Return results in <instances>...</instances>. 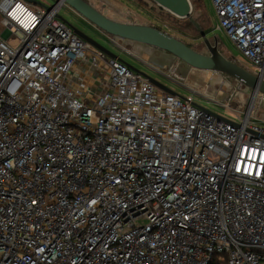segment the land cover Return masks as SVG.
Wrapping results in <instances>:
<instances>
[{
	"label": "built area",
	"instance_id": "obj_1",
	"mask_svg": "<svg viewBox=\"0 0 264 264\" xmlns=\"http://www.w3.org/2000/svg\"><path fill=\"white\" fill-rule=\"evenodd\" d=\"M212 2L264 79V0ZM65 4L0 0V264H264L256 102H221L234 121L158 88Z\"/></svg>",
	"mask_w": 264,
	"mask_h": 264
},
{
	"label": "rangeland",
	"instance_id": "obj_2",
	"mask_svg": "<svg viewBox=\"0 0 264 264\" xmlns=\"http://www.w3.org/2000/svg\"><path fill=\"white\" fill-rule=\"evenodd\" d=\"M36 1L31 2V4L44 9L56 2V0ZM88 1L111 19L124 23L157 26L161 30L190 43V46L197 51L209 54L201 33L192 23H189L187 18L177 17L153 0ZM191 2L193 4L191 15L200 24L201 28L206 30V36L211 43H217L219 50L227 58L233 59L249 72L256 73L257 70L254 69V66L236 47L225 31L218 27V18L212 0H200V2L191 0ZM59 15L75 26L85 28L99 43L140 72L159 80L183 97L192 96L196 104L231 120L240 121L244 113H237L221 102L232 99V103L238 104V106H242L244 102V104L246 103V109L251 101L252 104L256 102L254 116L260 123H264V94L262 96L261 93H258L253 99V90L234 77L215 70L194 68L168 51L155 48L146 43L112 36L84 19L68 4L60 9ZM1 34L7 37L9 32L5 31V26L0 21ZM9 44L16 47L19 44V38L11 37ZM164 66H169L173 70L170 76H168L169 71L164 72L166 75L163 73ZM174 73L184 79L179 80Z\"/></svg>",
	"mask_w": 264,
	"mask_h": 264
},
{
	"label": "water",
	"instance_id": "obj_3",
	"mask_svg": "<svg viewBox=\"0 0 264 264\" xmlns=\"http://www.w3.org/2000/svg\"><path fill=\"white\" fill-rule=\"evenodd\" d=\"M30 2H37L36 0H27ZM57 1V0H56ZM159 6L167 9L172 14L181 18H189L195 25V27L201 33L204 42L207 45L209 54H204L180 38L161 30L160 28L152 25L145 24H132L119 22L106 16L102 11L95 8L88 0H66V3L71 6L77 13H79L84 19L95 25L96 27L104 30L112 36H119L120 38L129 39L141 43L149 44L155 48L162 49L170 52L178 59L189 64L190 66L203 69V70H215L217 72L224 73L228 76L234 77L246 87H250L255 93L264 94V79L249 72L244 66L240 65L236 61L227 58L218 48V44H212L210 39L206 36V32L201 28L200 24L192 17L193 4L191 0H153ZM46 9H50V6H46ZM60 19L65 21L73 30L85 41L90 42L109 57L116 58L126 63L132 70L140 72L137 68L123 60L118 55L114 54L107 47L99 43L94 37L88 35L79 27L68 22L61 15H58ZM158 88L183 97L168 86L153 78L152 76L141 72ZM202 107V106H201ZM205 110L212 112L206 107H202ZM214 113V112H212ZM215 115L226 118L222 115L214 113Z\"/></svg>",
	"mask_w": 264,
	"mask_h": 264
},
{
	"label": "flooded vegetation",
	"instance_id": "obj_4",
	"mask_svg": "<svg viewBox=\"0 0 264 264\" xmlns=\"http://www.w3.org/2000/svg\"><path fill=\"white\" fill-rule=\"evenodd\" d=\"M80 29H82L84 32H86L88 35H90V36H92L93 37V35L90 33V32H88L85 28H83V27H81V26H78ZM157 27V26H156Z\"/></svg>",
	"mask_w": 264,
	"mask_h": 264
},
{
	"label": "trees",
	"instance_id": "obj_5",
	"mask_svg": "<svg viewBox=\"0 0 264 264\" xmlns=\"http://www.w3.org/2000/svg\"><path fill=\"white\" fill-rule=\"evenodd\" d=\"M198 2H200V0H197ZM187 20H189V23H192L194 25V23L189 19L187 18ZM195 26V25H194ZM159 28V27H158ZM197 29V28H196ZM206 31V30H205ZM184 42H186L185 40H183ZM188 45H191L190 43L186 42Z\"/></svg>",
	"mask_w": 264,
	"mask_h": 264
},
{
	"label": "bare ground",
	"instance_id": "obj_6",
	"mask_svg": "<svg viewBox=\"0 0 264 264\" xmlns=\"http://www.w3.org/2000/svg\"><path fill=\"white\" fill-rule=\"evenodd\" d=\"M258 93H259V92H258ZM258 93H255V94H254L253 99L256 97V95H257Z\"/></svg>",
	"mask_w": 264,
	"mask_h": 264
},
{
	"label": "crops",
	"instance_id": "obj_7",
	"mask_svg": "<svg viewBox=\"0 0 264 264\" xmlns=\"http://www.w3.org/2000/svg\"><path fill=\"white\" fill-rule=\"evenodd\" d=\"M203 10V9H202Z\"/></svg>",
	"mask_w": 264,
	"mask_h": 264
}]
</instances>
